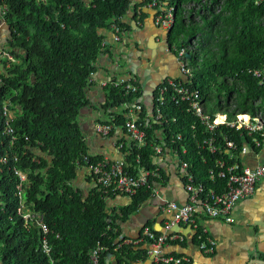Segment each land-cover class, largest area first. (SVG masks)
Wrapping results in <instances>:
<instances>
[{"label": "trees", "instance_id": "1", "mask_svg": "<svg viewBox=\"0 0 264 264\" xmlns=\"http://www.w3.org/2000/svg\"><path fill=\"white\" fill-rule=\"evenodd\" d=\"M162 1L176 7L168 44L175 54L184 50L191 72L171 79L199 88L212 113L255 117L262 112L264 116V81L255 73L264 75V0ZM0 5L6 9L4 20L10 29L4 48L15 58L0 59V264H91V252L98 245L103 247L100 264H106V255L118 253L119 222L153 198L151 186L168 181L166 169L154 162V144L160 135L171 141L180 133L181 139L170 146L172 153L188 164L206 188L222 185V180L214 183L209 174L221 154L198 146L206 128L184 102L176 103L168 79L154 90L148 106L140 101L143 91L138 80L137 93L102 86L105 99L98 107L88 97L96 62L109 50L103 31L130 27L122 19L133 0H0ZM165 87L160 104L157 97ZM133 104L147 141L140 148L126 144L131 150L127 162L138 166L139 154L140 165L158 166L162 178L131 195L106 190L92 175L93 184L80 187L82 163L78 161L85 155L93 161L103 158L89 148L82 112L93 107L101 110L98 121L114 126L108 136L115 128L122 129L119 145L126 141ZM158 111L163 118L156 120ZM216 135L233 140L239 151L246 144L251 147V138L242 131L221 126ZM16 169L27 174L23 197L30 209L44 215L46 234L18 213ZM118 195L128 196L129 201L111 205ZM44 235L49 254L43 251ZM120 250L129 251L126 245Z\"/></svg>", "mask_w": 264, "mask_h": 264}, {"label": "crops", "instance_id": "2", "mask_svg": "<svg viewBox=\"0 0 264 264\" xmlns=\"http://www.w3.org/2000/svg\"><path fill=\"white\" fill-rule=\"evenodd\" d=\"M145 3L146 0H133L131 10L122 19L130 27L120 33V40H115L113 26L103 31L109 50L98 58L95 81L88 90V97L94 107H98L105 99L104 89L100 85L103 79L134 74L142 86L140 101L148 106L152 104L154 90L161 83L182 76L175 48L172 50L168 44V31L155 23L157 9ZM0 36L5 44L10 37L7 23L0 26ZM94 107L85 109L81 114L89 148L99 157L118 159L121 151L116 143L123 137V131L115 128L110 136L97 134L95 124L102 116L101 110ZM261 160V154L253 151L242 156V161L251 166ZM163 165L168 181L159 184V195L179 205L188 202L189 192L185 188L180 161L172 152H167ZM77 182L84 188L93 184L85 168H81ZM160 196H154L128 219L119 222L121 230L115 242L118 253L106 255V264H150V244L142 238V230L146 226L177 237L165 244L163 252L188 259L183 264H254L259 262L256 260L264 261V177L258 181L252 195L237 203L232 221H226L223 217L211 218L199 211L194 215L193 223L174 222L172 215L161 210ZM128 201V196L118 195L111 205H124ZM197 227H206L208 237L216 241L213 254L199 248ZM123 245L129 251L120 250Z\"/></svg>", "mask_w": 264, "mask_h": 264}, {"label": "built area", "instance_id": "3", "mask_svg": "<svg viewBox=\"0 0 264 264\" xmlns=\"http://www.w3.org/2000/svg\"><path fill=\"white\" fill-rule=\"evenodd\" d=\"M149 5L157 9L155 14L156 25L169 32L175 22V5L168 6L162 0H151ZM5 12V7L0 6V16L3 20ZM113 27L115 29V40L118 41L120 40V33L123 32V30L121 31L118 26ZM2 58L8 61H15L13 55L4 48V43L0 36V59ZM177 58L182 74L186 76L191 75L190 69L184 60V50L179 51ZM255 73L258 77L261 76L262 81H264V75L259 72ZM92 76H94V74ZM168 81L176 91V95L173 97L176 103L180 104L184 102L186 109L196 116L206 128L207 133L204 138L198 140V146L211 153L221 154L217 158L215 166L210 168L209 174L210 179L215 181L214 183H216L217 180H222V185L219 182L217 183V187L206 188L203 182L196 181L195 174L189 170L188 164L186 162H180L182 174L185 179V188L189 192V201L179 205L174 201L162 198L158 190V186L161 183H156L154 186H151L153 197H161V210L166 214L172 215L174 222L193 223L195 222L194 215L199 211H202L211 218L223 217L226 221H232L233 212L237 203L241 199L252 195L258 181L264 177V120L259 116L252 117L247 113H238L232 117H229V115L224 112L212 113L204 105V100L199 88L186 85L185 81L175 83L171 78L168 79ZM108 84L122 87L128 93H137L140 91L137 77L131 73L129 75L111 77L100 81L101 86H106ZM166 89V87L161 88L159 91L157 102L160 104H163ZM126 107H129V105L126 104ZM129 113L130 118L127 120L125 127L126 141H120L119 145L116 143L121 151L120 158L111 159L103 157L102 159L93 161L88 155H85L78 161V163H82V168H85V170H87L106 190H111L122 195L134 194L141 186L150 185V182L155 178H162L158 166H156L155 169H150L140 165L141 157L139 154L137 156L138 166L132 167L127 162V156L131 154V150L129 145L126 146V144L128 143L134 147L140 148L144 146L147 141L146 132L137 121L134 104L132 108H130ZM9 117V119H11L12 114H9ZM162 118L163 113L158 111L156 120ZM221 126L245 133L246 136L251 138V147L246 144L239 151L237 144L233 140L227 137H224L222 140L218 139L216 130ZM113 128L114 126L110 123L98 121L95 124V132L99 135L108 136ZM7 131L8 133H13V128H8ZM160 137V140L154 144V162L164 167L163 159L166 153L168 152V154H170L173 152L170 146L175 142L174 140L181 139V134L178 133L173 135L171 141L170 139L169 141L163 139L162 135H160ZM254 148H257L258 151ZM185 151L184 149V152ZM249 151L261 154L262 160L255 166H251L242 161V156ZM174 155L179 162L180 160L177 154ZM15 173L19 177L17 185V195L20 200L18 213L22 215L25 221L33 222L40 226L46 234L49 227L44 220V215L30 209L26 205L23 197L27 174L19 169H16ZM199 229L200 228L197 227L199 248L206 253L213 254L217 246L216 241L208 237V229L206 227H201V230ZM142 238L150 244L149 253L152 255L150 264H183L188 260L184 257L163 252L165 244L177 238L175 235L155 233L152 228L146 226L142 230ZM102 249L103 247L98 245L92 250L91 264H100ZM43 251L46 254L51 252V247L48 244L46 235L43 236ZM254 264H264V262H256Z\"/></svg>", "mask_w": 264, "mask_h": 264}, {"label": "rangeland", "instance_id": "4", "mask_svg": "<svg viewBox=\"0 0 264 264\" xmlns=\"http://www.w3.org/2000/svg\"><path fill=\"white\" fill-rule=\"evenodd\" d=\"M121 66H123V64ZM258 116L261 117L264 120V116H263V113L262 112H259L258 113Z\"/></svg>", "mask_w": 264, "mask_h": 264}, {"label": "clouds", "instance_id": "5", "mask_svg": "<svg viewBox=\"0 0 264 264\" xmlns=\"http://www.w3.org/2000/svg\"><path fill=\"white\" fill-rule=\"evenodd\" d=\"M1 6V5H0ZM0 18H1V16H0ZM6 22H5V20H3L2 18H1V24H0V26L2 25V24H5Z\"/></svg>", "mask_w": 264, "mask_h": 264}, {"label": "water", "instance_id": "6", "mask_svg": "<svg viewBox=\"0 0 264 264\" xmlns=\"http://www.w3.org/2000/svg\"><path fill=\"white\" fill-rule=\"evenodd\" d=\"M187 56H189V54H187ZM256 261H259V262H264V261H262V260H256Z\"/></svg>", "mask_w": 264, "mask_h": 264}]
</instances>
